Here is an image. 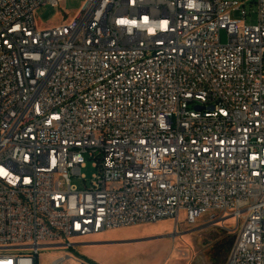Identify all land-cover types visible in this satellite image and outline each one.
<instances>
[{"label": "built area", "instance_id": "obj_1", "mask_svg": "<svg viewBox=\"0 0 264 264\" xmlns=\"http://www.w3.org/2000/svg\"><path fill=\"white\" fill-rule=\"evenodd\" d=\"M44 4L0 0V264L182 212L241 221L225 264H264V0H85L41 28Z\"/></svg>", "mask_w": 264, "mask_h": 264}, {"label": "rangeland", "instance_id": "obj_2", "mask_svg": "<svg viewBox=\"0 0 264 264\" xmlns=\"http://www.w3.org/2000/svg\"><path fill=\"white\" fill-rule=\"evenodd\" d=\"M84 1L58 0V7L41 5L36 10V24L49 28L65 23ZM245 1L249 4V0ZM250 18L255 21V14ZM221 41H226L223 33ZM93 172L90 162L81 169L87 180ZM71 181L83 187L81 180L72 178ZM240 223L229 217H219L214 222L202 217L189 225L182 212L177 221L165 219L74 238L71 240L74 245L66 249L42 250L38 264H50L65 253L93 264H225L229 251L226 249L231 247L229 243L235 238Z\"/></svg>", "mask_w": 264, "mask_h": 264}, {"label": "trees", "instance_id": "obj_3", "mask_svg": "<svg viewBox=\"0 0 264 264\" xmlns=\"http://www.w3.org/2000/svg\"><path fill=\"white\" fill-rule=\"evenodd\" d=\"M233 240H234V237H233V239L230 241V245H231V243H233ZM230 247V246H229ZM229 247L226 249V252L229 250Z\"/></svg>", "mask_w": 264, "mask_h": 264}, {"label": "crops", "instance_id": "obj_4", "mask_svg": "<svg viewBox=\"0 0 264 264\" xmlns=\"http://www.w3.org/2000/svg\"><path fill=\"white\" fill-rule=\"evenodd\" d=\"M93 264V263H92Z\"/></svg>", "mask_w": 264, "mask_h": 264}]
</instances>
